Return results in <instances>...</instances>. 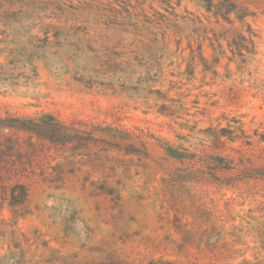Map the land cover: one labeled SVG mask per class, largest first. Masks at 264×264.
I'll list each match as a JSON object with an SVG mask.
<instances>
[{
	"label": "rangeland",
	"instance_id": "obj_1",
	"mask_svg": "<svg viewBox=\"0 0 264 264\" xmlns=\"http://www.w3.org/2000/svg\"><path fill=\"white\" fill-rule=\"evenodd\" d=\"M47 116L0 264H264V0H0V121Z\"/></svg>",
	"mask_w": 264,
	"mask_h": 264
},
{
	"label": "trees",
	"instance_id": "obj_2",
	"mask_svg": "<svg viewBox=\"0 0 264 264\" xmlns=\"http://www.w3.org/2000/svg\"><path fill=\"white\" fill-rule=\"evenodd\" d=\"M48 120H41L37 118H5L0 121V129L6 128V129H12V128H21L25 130H31V131H42L45 135L49 133V136H47L45 139H48L52 143H56V133L57 131H63V130H69L71 127L74 126V124H71V127H67L66 123H63L57 118H54L52 116H47ZM38 137H41L40 135H37ZM75 142L82 143L83 139L75 138ZM4 143L3 145L0 144V157L7 156L9 149H11L16 142H14L12 136H4L2 140L0 141ZM1 165L5 166L6 174H10V170L8 168L9 162H4ZM262 170V176H264V166L260 168Z\"/></svg>",
	"mask_w": 264,
	"mask_h": 264
}]
</instances>
